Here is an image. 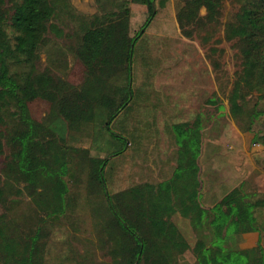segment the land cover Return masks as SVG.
Here are the masks:
<instances>
[{
	"label": "trees",
	"instance_id": "trees-1",
	"mask_svg": "<svg viewBox=\"0 0 264 264\" xmlns=\"http://www.w3.org/2000/svg\"><path fill=\"white\" fill-rule=\"evenodd\" d=\"M175 1L181 33L205 31L206 40L219 23L222 0ZM235 1L238 8L223 30L239 59L229 111L264 146V125L253 128L264 124V0ZM173 2L95 0L96 11L84 14L71 0H0V155L2 138L10 147L0 183V264H46V232L39 223L84 210L79 202L88 205L107 264H179L186 254L193 264H264L260 240L240 245L244 233L264 231V195L253 198L241 183L210 207L201 203L198 117L171 125L177 149L158 171L151 166L149 145L158 131L151 122L146 129L138 124L151 113L152 89L136 83V63H149L147 30L160 26ZM131 3L145 5L148 13L132 36ZM63 37L69 45L58 41ZM69 52L85 69L78 86L57 73ZM42 54L45 65L38 68ZM56 87L49 119L26 116L30 101ZM58 118L66 125L63 135L53 129ZM99 143L102 156L91 152ZM138 166L147 167L149 179L134 180ZM24 194L33 208L14 212ZM177 212L197 232L192 248L172 220Z\"/></svg>",
	"mask_w": 264,
	"mask_h": 264
},
{
	"label": "rangeland",
	"instance_id": "rangeland-1",
	"mask_svg": "<svg viewBox=\"0 0 264 264\" xmlns=\"http://www.w3.org/2000/svg\"><path fill=\"white\" fill-rule=\"evenodd\" d=\"M71 2L81 13L92 14L96 11L95 0ZM176 6L174 0L169 14L164 16L160 26L147 30L149 63L142 64L143 66L136 63V83H149L147 87L152 89V95L148 100L152 105L146 108L151 113H148L146 119L141 116L138 124L141 129H146V124L150 127L148 122H151L153 130L158 131L157 137L155 136L153 143L149 145V158L153 160L151 166L158 171L160 161L169 159L172 152L177 149L171 125L181 121L192 122L198 117L202 125L201 152L198 157L202 205L210 207L226 191L241 183L246 191L255 194L253 198L264 195V146L253 138V131L239 128L238 122L229 111L227 99L234 73L239 67V59L236 49L225 38L223 30L224 23L237 10L238 3L235 0H222L219 23L213 29L211 27L208 29L207 36H204L206 40L202 38L205 31L195 32L192 37H186L181 33L175 19ZM205 13V9H201V14ZM147 14L145 5L134 6L129 21L130 36L141 27ZM58 41L65 46L70 43L65 37ZM66 63V67L59 68L57 73L68 83L78 86L84 78L83 64L70 52L66 55ZM44 65L45 56L42 54L38 68ZM12 68L18 69V66L13 65ZM59 91L60 88H53L44 98L30 101L25 110L26 116L36 120L49 119L51 102L57 98ZM211 98L217 102H209ZM254 101L255 98L252 97L250 104L252 105ZM262 118L264 119V116ZM52 124L58 135L65 133L64 120L58 118ZM263 125L258 121L253 128L257 130ZM1 143L3 153L0 155V183L3 180L4 163L10 150L5 144V138L1 139ZM91 152L104 155L103 144L92 145ZM146 171V166L136 167L134 180L149 179ZM156 174L157 172L153 173L155 179L159 177ZM17 199L14 212H29V208H33L30 198L25 194ZM79 206L84 210L62 214L57 220L45 218L39 223L46 232V264L109 262L104 252L97 246L94 222L86 211L88 205L79 202ZM262 213L264 216V208ZM172 220L192 248L197 240V232L189 219L177 212L172 216ZM260 234L264 246V231ZM179 264L193 263L186 254L180 259Z\"/></svg>",
	"mask_w": 264,
	"mask_h": 264
},
{
	"label": "crops",
	"instance_id": "crops-1",
	"mask_svg": "<svg viewBox=\"0 0 264 264\" xmlns=\"http://www.w3.org/2000/svg\"><path fill=\"white\" fill-rule=\"evenodd\" d=\"M135 5H143V4H139V3H131L130 4V14L134 8ZM243 238L241 240L240 245L243 247H251L257 244V242L260 240L262 243L263 237L261 234H259V232L254 231V232H248V233H244Z\"/></svg>",
	"mask_w": 264,
	"mask_h": 264
}]
</instances>
